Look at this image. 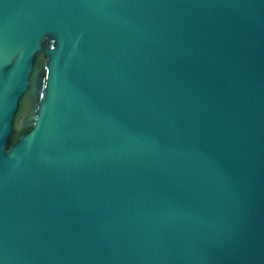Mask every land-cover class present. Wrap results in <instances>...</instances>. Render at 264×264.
I'll return each mask as SVG.
<instances>
[{
    "label": "water",
    "instance_id": "obj_1",
    "mask_svg": "<svg viewBox=\"0 0 264 264\" xmlns=\"http://www.w3.org/2000/svg\"><path fill=\"white\" fill-rule=\"evenodd\" d=\"M0 264H264V0H0Z\"/></svg>",
    "mask_w": 264,
    "mask_h": 264
}]
</instances>
